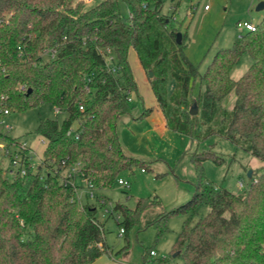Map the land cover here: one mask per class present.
Segmentation results:
<instances>
[{
	"label": "trees",
	"instance_id": "trees-1",
	"mask_svg": "<svg viewBox=\"0 0 264 264\" xmlns=\"http://www.w3.org/2000/svg\"><path fill=\"white\" fill-rule=\"evenodd\" d=\"M122 1L126 16L118 0L85 10L76 0H0V122L4 110L41 103L65 112L61 120L39 118L35 131L45 147L35 172L25 162L23 175L9 176L0 165V264H90L106 251L94 205L82 203L77 186L64 185L60 172L79 162L87 184L110 188L122 170L149 167L122 151L115 131L135 89L129 46L152 72L148 80L166 127L197 140L216 134L264 161V16L231 47L218 49L200 73L183 52L185 32L172 14L159 13L162 0ZM242 54L253 61L232 79L230 70ZM232 89L234 105L225 110L219 104ZM75 122L77 137L66 135ZM19 142L0 133L5 146ZM206 159L223 160L208 149L191 154V195L157 215L155 236L167 230L172 214H183L188 217L172 246L182 264H264V168L245 190L233 193L206 178ZM201 204L206 213L189 225ZM152 206H160L157 196L138 198L133 208L117 203L112 210L125 232Z\"/></svg>",
	"mask_w": 264,
	"mask_h": 264
},
{
	"label": "rangeland",
	"instance_id": "rangeland-1",
	"mask_svg": "<svg viewBox=\"0 0 264 264\" xmlns=\"http://www.w3.org/2000/svg\"><path fill=\"white\" fill-rule=\"evenodd\" d=\"M76 1H81V9L85 10L102 0ZM259 1L264 0H162L159 13L175 17V25L186 35L183 52L203 73L218 49L231 47L246 31L240 24L243 19H250L254 24L261 20L264 9L255 10ZM118 8L121 15H128L129 8L122 0H118ZM126 60L135 89L129 94L130 110L117 118L115 131L122 150L129 157L146 162L149 167L142 170L141 166H134L131 170H122L118 178L124 180L125 185L115 181L110 188H92L93 196L89 195L86 183L77 177L76 192L82 203L94 205L95 217L102 224L105 253L113 264H182L172 246L188 216L172 214L165 223L167 230L159 237L155 236L153 221L163 210H170L189 199L195 178L191 154L208 149L220 155L223 160L219 164L210 159L203 161L204 174L214 185L233 193H241L249 186L264 168V161L216 134L197 140L166 127L148 80L150 70L142 67L131 46L127 48ZM252 61L247 54L240 55L230 70V77L239 78ZM172 88L173 81L169 80L167 90L171 92ZM198 90L199 84L196 83L192 96ZM234 101L235 91L232 89L221 99L219 106L231 110ZM147 109L150 111L142 114ZM64 116L65 112H55L50 104L41 103L5 114L0 122V133L26 142L34 171L45 147V140L35 131L39 118L61 120ZM76 125L75 122L73 127ZM7 149L17 150L18 146L11 144ZM7 154L4 148L0 149L3 169L11 167ZM150 196H157L160 206L144 210L137 224L121 232V217L113 212V206L118 203L133 208L138 198ZM99 199L104 203L101 204ZM206 211L205 204L199 205L189 217V225ZM149 249L155 254L148 255Z\"/></svg>",
	"mask_w": 264,
	"mask_h": 264
},
{
	"label": "built area",
	"instance_id": "built-area-1",
	"mask_svg": "<svg viewBox=\"0 0 264 264\" xmlns=\"http://www.w3.org/2000/svg\"><path fill=\"white\" fill-rule=\"evenodd\" d=\"M204 8L206 9L207 6L205 5ZM173 19H175L174 16H172ZM241 26H243L245 29H250L253 30L254 29V25L247 22V21H242ZM53 55V51H50V56ZM106 60L109 63H112L114 61V55L112 53L111 50L106 49V54H105ZM111 71L115 70V66L114 64L112 66H110L109 68ZM128 101L130 100L129 96H128ZM79 110H82L83 107L80 105L78 107ZM55 112L59 111L57 108L54 109ZM4 113L7 114V110H4ZM66 135L68 136H74L77 137L75 135L74 132V127L70 128L67 132ZM18 149L17 150H13V151H8L7 146H5L3 143H0V149L4 148L5 149V153H8L7 155L10 158L11 161V167L9 169H7V173L9 175H23L25 173V162H29L30 163V167L32 168V163H31V159H30V149L27 146L25 141H21L19 142V144L17 145ZM61 163H64V161L62 160ZM39 166V164H38ZM80 166L81 164L79 162H76L75 164L68 166L66 168H64L61 172H60V181L64 184V185H73L76 186L74 181H73V177L75 175H78L79 177L83 178L82 173L80 172ZM37 169V168H36ZM36 169L33 171L31 169V171L35 172ZM84 179V178H83ZM85 181V179H84ZM87 187L90 189H92V186L90 184H87V182L85 181ZM117 183L119 185H125L126 182L120 178L117 179ZM239 186L241 187V183L239 182ZM90 196H93V192L90 190L89 192ZM100 202L103 203L102 200H100ZM121 232H123V229L121 228ZM154 251L151 250L149 252V255H154Z\"/></svg>",
	"mask_w": 264,
	"mask_h": 264
},
{
	"label": "crops",
	"instance_id": "crops-1",
	"mask_svg": "<svg viewBox=\"0 0 264 264\" xmlns=\"http://www.w3.org/2000/svg\"><path fill=\"white\" fill-rule=\"evenodd\" d=\"M243 21H247V22H249V23H251V24H253L254 25V23H252L251 22V20L250 19H243ZM164 125H165V120H164ZM166 126V125H165ZM122 149V148H121ZM123 151V150H122ZM124 152V151H123ZM125 153V152H124ZM126 154V153H125ZM127 155V154H126ZM9 169V168H8ZM77 177L81 180V181H83L84 183H85V181H84V179L83 178H81V177H79L78 175H75L74 177H73V181H74V183H75V185H77L76 184V179H77ZM100 200H102L103 201V203H104V200L103 199H99V202H100ZM101 204H102V202H100ZM90 264H113L112 262H111V260H110V258H109V255H106V253L104 252L102 255H100L96 260H94L93 262H91Z\"/></svg>",
	"mask_w": 264,
	"mask_h": 264
},
{
	"label": "water",
	"instance_id": "water-1",
	"mask_svg": "<svg viewBox=\"0 0 264 264\" xmlns=\"http://www.w3.org/2000/svg\"><path fill=\"white\" fill-rule=\"evenodd\" d=\"M262 9H264V1H259L257 4H256V6H255V10L256 11H259V10H262ZM180 39H181V33L180 32H177L176 33V41H177V43H179L180 42ZM152 75V72L150 71L149 72V76H151ZM196 112V107H195V105H193L191 108H190V113L191 114H194Z\"/></svg>",
	"mask_w": 264,
	"mask_h": 264
}]
</instances>
